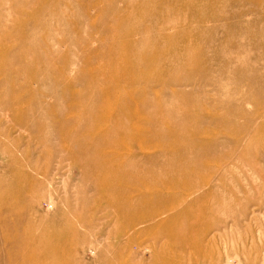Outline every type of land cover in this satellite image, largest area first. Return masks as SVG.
<instances>
[{"label":"rangeland","instance_id":"374dc122","mask_svg":"<svg viewBox=\"0 0 264 264\" xmlns=\"http://www.w3.org/2000/svg\"><path fill=\"white\" fill-rule=\"evenodd\" d=\"M0 26V264H264V0H0Z\"/></svg>","mask_w":264,"mask_h":264},{"label":"bare ground","instance_id":"6f19581e","mask_svg":"<svg viewBox=\"0 0 264 264\" xmlns=\"http://www.w3.org/2000/svg\"><path fill=\"white\" fill-rule=\"evenodd\" d=\"M0 27H1V26H0ZM136 119H138V118H136ZM133 121H134V119H130V123H133ZM142 121H143V120H142ZM132 125H133V124H132ZM131 129H133V127H131ZM127 132H129V129H128ZM81 153H82V152H81ZM87 168H89V167H87ZM175 183H176V182H175ZM115 185H116V183H115ZM115 185H114V186H115ZM149 185H150V184H149ZM173 185H174V184H173ZM146 186H147V185H146ZM148 187H149V186H148ZM115 188H116V186H115ZM120 188H121V192H122V189H124L125 187H124V188L120 187ZM120 188H119V189H120ZM126 188H127V187H126ZM116 189H117V188H116ZM124 190H125V189H124ZM128 190H129V189H128ZM128 190L126 189V193L128 192ZM130 191H131V190H129V192H130ZM132 192H133V191H132ZM122 193H123V192H122ZM129 195H130V194H129ZM145 195H146V193H145ZM144 197H145V196H144ZM144 197H143V198H144ZM146 197H147V195H146ZM146 197H145V198H146ZM127 198H128V196H127ZM124 199H125V198H123V200H124ZM122 206H123V205H122ZM122 206H121V207H122ZM127 206H129V205H127ZM118 208H119V207H118ZM123 208H124V207H123ZM125 208H127V207L125 206ZM121 209H122V208H121ZM128 209H131V208L129 207ZM124 210H125V209H124ZM121 212H122L123 214L126 215V213L123 212V210H121ZM126 212H127V211H126ZM40 263H41V262H40ZM37 264H38V263H37Z\"/></svg>","mask_w":264,"mask_h":264}]
</instances>
